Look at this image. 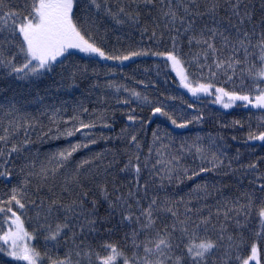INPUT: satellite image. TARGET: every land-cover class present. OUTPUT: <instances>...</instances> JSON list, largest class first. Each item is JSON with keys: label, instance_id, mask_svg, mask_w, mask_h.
<instances>
[{"label": "snow or ice", "instance_id": "snow-or-ice-1", "mask_svg": "<svg viewBox=\"0 0 264 264\" xmlns=\"http://www.w3.org/2000/svg\"><path fill=\"white\" fill-rule=\"evenodd\" d=\"M124 38L127 46L120 43ZM149 57L158 60L157 77L165 83L171 77L194 100H182L186 109L177 110L168 103L175 96L153 98L108 81L117 105L135 101L140 109L124 113L116 137L122 149H91L112 139L94 132L98 121L111 128L104 122L107 108L86 121L83 115L92 114L82 100L67 119L68 101L45 104L77 88L80 79L98 81L101 71L114 75L109 62L123 68ZM0 85L3 256L17 264H264V172L258 162L234 168L240 150L229 157L221 133L176 137L155 120L187 130L207 115L221 129L244 127L205 113L207 98L224 110L239 102L264 113V0H0ZM33 103L43 107L48 124L26 111ZM256 119L264 128V115ZM32 133L41 143L77 133L81 139L41 159L30 150ZM246 139L264 142V130L249 125ZM83 150L90 154L77 159ZM237 173L241 185L249 174L252 179L236 196L203 175ZM120 232L122 241H114Z\"/></svg>", "mask_w": 264, "mask_h": 264}, {"label": "trees", "instance_id": "trees-1", "mask_svg": "<svg viewBox=\"0 0 264 264\" xmlns=\"http://www.w3.org/2000/svg\"><path fill=\"white\" fill-rule=\"evenodd\" d=\"M257 4H259V0H255ZM134 40L138 43L140 42L141 38L139 34H134ZM112 42L115 43V36L112 37ZM144 44H148L147 36L143 39ZM127 46L129 41L127 38H124L120 42ZM135 46V45H134ZM82 55V54H81ZM157 58H135V63L132 62H125V66L123 68L115 67L114 62H109L115 69L114 75H105L103 71H101V75L99 80L97 81L95 78L89 79H80L77 81L78 87L74 88L68 92L62 91L58 98L56 99H45V104H56L59 106L61 101H68L66 107L68 108V112L64 114V118L67 119V116L71 113V107L77 100H82L86 107L89 108V113L92 114L91 117L89 114H84L83 119L86 121L89 118L97 119L99 113L103 112L106 108L108 109V115L106 123L111 125V128H103L100 126V122L98 121V127L94 130L97 136L103 135L105 137H112L110 141L107 140H100L98 144L92 145L91 149L93 152H101L105 150H112L115 152L118 148H123V142L116 139L120 133V129L125 124V115L128 111V107L130 108H137L135 101H133L128 107H124L122 105H117L115 103L114 95L115 89L114 88H107L106 84L108 81H112L118 85H124L129 88H134L137 91L147 92L150 97L156 98H163L164 95L175 96V100H169L168 103L175 105L177 110H184L186 109V104L182 102L187 101L188 103L193 102V98L190 94L186 93V90L178 89L177 83L172 80L171 77L167 78V83L164 82L165 77L160 76L157 77L155 74V63H157ZM86 63L85 61L81 62V67L83 64ZM150 69L149 71H145V69ZM89 76H92V66H89L88 69ZM174 76V74H172ZM144 81L145 83L155 84V87L149 86L147 89L144 88L143 84L138 83V81ZM159 80V83L156 84V81ZM99 84L100 87H94L93 85ZM3 87V85H0ZM45 87L44 84H41V95H44L43 88ZM2 95V94H0ZM127 96V93L121 91L120 97L123 99ZM182 97V99H181ZM210 99L207 98L204 101V110L205 113L214 112L218 117L219 121L231 124L233 120H240L244 127L240 128L239 126L230 127L227 129H221L219 123L216 119H208L206 115V119L203 123L197 124L193 123L189 125V128L183 132H176L173 130L172 126L169 122H167L162 117H156V123H159L162 128H167L170 132H172L173 136L176 137H195L197 133L202 136H207V134L211 133L215 136L218 132L225 136L227 144L229 147L227 148L228 156L232 157L236 154L237 148L240 150V161L239 163L233 162L234 168H239L240 164H244L245 166L250 162H258V168L260 172H264V142L260 141H247V133L249 129V125H251L253 130H264V128L258 129V121L256 117L264 115L255 109H245L242 106H236L233 110L227 111L220 108L218 105L210 104ZM197 107H200L201 102H196ZM26 111L31 113L33 116L38 117L39 120L43 124H48V116L43 115L44 112L43 107L38 103H33L27 106ZM189 113H192V110H187ZM137 112H140V109L137 108ZM144 116H149L150 112L145 109L142 113ZM194 114V113H192ZM251 117V120L249 119ZM156 124L150 125L151 129H154ZM87 131V130H85ZM32 139L34 144L30 146V150L32 153H40V158H44L45 153H49L52 151H56L60 148L67 147L69 142H76L81 139V134L77 133L75 136L70 138H61L58 140H51L45 139V142L41 143L37 139V134L32 133ZM235 135L237 137L236 140H232L231 137ZM147 141L150 143L151 141V131L147 133L146 137ZM179 143V140H177ZM146 151V149H145ZM88 150H83L80 153L76 154V158L80 159L83 158L85 155H89ZM111 156H109V159ZM206 179H208L209 183L219 182L221 185H225L224 191L226 194L230 196L239 195L240 192L247 189L249 187L248 180L252 179V175L249 174L247 178L243 179V184L241 185L238 183V180L241 177V173H237L235 176L230 177H219L213 174H203ZM199 181V178H197ZM191 184V181L187 182ZM0 190H3V185H0ZM187 188H185V191ZM211 203V201H209ZM27 226V224H26ZM123 238V232L118 233L112 239L116 242H121ZM43 241L41 240L38 243V247L42 246ZM4 261H11L10 257L3 256L0 253V264H4ZM11 264H17L15 261H11ZM22 264V262H21Z\"/></svg>", "mask_w": 264, "mask_h": 264}, {"label": "water", "instance_id": "water-1", "mask_svg": "<svg viewBox=\"0 0 264 264\" xmlns=\"http://www.w3.org/2000/svg\"><path fill=\"white\" fill-rule=\"evenodd\" d=\"M176 132H178V133H180V132H183V131H185V130H179V129H177V130H175Z\"/></svg>", "mask_w": 264, "mask_h": 264}, {"label": "rangeland", "instance_id": "rangeland-1", "mask_svg": "<svg viewBox=\"0 0 264 264\" xmlns=\"http://www.w3.org/2000/svg\"><path fill=\"white\" fill-rule=\"evenodd\" d=\"M194 99V98H193ZM238 104H239V102H238ZM219 106V105H218ZM220 107V106H219ZM235 108V107H234ZM234 108H232V109H227V111H231V110H233Z\"/></svg>", "mask_w": 264, "mask_h": 264}]
</instances>
